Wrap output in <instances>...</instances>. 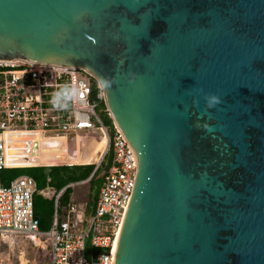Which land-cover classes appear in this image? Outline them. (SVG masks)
I'll return each mask as SVG.
<instances>
[{
	"label": "water",
	"instance_id": "obj_1",
	"mask_svg": "<svg viewBox=\"0 0 264 264\" xmlns=\"http://www.w3.org/2000/svg\"><path fill=\"white\" fill-rule=\"evenodd\" d=\"M0 60L101 82L138 163L113 264H264V0H0Z\"/></svg>",
	"mask_w": 264,
	"mask_h": 264
},
{
	"label": "built area",
	"instance_id": "obj_2",
	"mask_svg": "<svg viewBox=\"0 0 264 264\" xmlns=\"http://www.w3.org/2000/svg\"><path fill=\"white\" fill-rule=\"evenodd\" d=\"M106 93L96 76L85 68L0 60V264H30L22 242L29 241L47 256L49 264H113L116 242L134 190L137 156L110 115ZM111 116V115H110ZM96 138L103 143L97 158L87 160ZM110 157V162L108 158ZM86 159V160H85ZM95 211L88 201H72L59 216L60 190L39 189L28 174L5 185L2 172L13 167L94 165L85 182L105 163ZM54 198L51 227L42 230L34 212V196ZM88 242L94 249L88 252ZM101 250L97 251L96 249Z\"/></svg>",
	"mask_w": 264,
	"mask_h": 264
},
{
	"label": "trees",
	"instance_id": "obj_3",
	"mask_svg": "<svg viewBox=\"0 0 264 264\" xmlns=\"http://www.w3.org/2000/svg\"><path fill=\"white\" fill-rule=\"evenodd\" d=\"M103 108L106 107L105 104L102 105ZM102 117L106 124L113 125L112 117L105 111H102ZM105 169H108L109 165H104ZM94 170V165H75V166H54L51 168L47 167H13L6 168L2 172V182L7 185L10 180L22 175L28 174L35 178L37 181V186L39 189H44L48 185L54 187L56 190H60L70 183H75L74 186H68L62 197L60 198L58 213L61 218L65 215V208L72 201H78L73 194V188L77 187L81 183H88V187L93 190V194L83 200L88 201L87 214L91 215L95 211L96 200L100 186L102 184L103 177L97 175V173L92 176L89 180L82 182L89 178ZM26 171V172H23ZM101 173V172H100ZM34 212L35 216L39 220L40 228L42 230H48L53 222L55 213V201L54 198H48L40 193H36L34 196ZM1 246V244H0ZM88 252H90L94 247L87 244ZM1 248V247H0ZM101 250L100 248L96 249Z\"/></svg>",
	"mask_w": 264,
	"mask_h": 264
},
{
	"label": "rangeland",
	"instance_id": "obj_4",
	"mask_svg": "<svg viewBox=\"0 0 264 264\" xmlns=\"http://www.w3.org/2000/svg\"><path fill=\"white\" fill-rule=\"evenodd\" d=\"M97 139L94 138L91 142H90V147H95V145L97 144ZM102 146L103 144L99 145V149L101 150L102 149ZM95 153H96V150L92 152V154L90 155V159L91 160H94L95 158ZM86 160V159H85ZM108 162H110V157L108 158ZM104 165H107L106 164V161L105 163L102 165L101 169L99 170V172L97 173V175H101V171L103 169H105L106 167H104ZM23 172H26V171H23ZM73 194H75V198L78 200V201H84V197L87 198V197H90L91 194H93V190L88 187V183H81L79 184L77 187H74L73 188ZM23 246L25 247V249L27 250V256L28 258L30 259V264H49L48 262V259H47V256L42 252V250H37L36 247H34L32 245V243H30L29 241H25V242H22ZM0 251L1 252H7L8 251V246L7 245H4L2 244L0 246ZM18 250L15 249V254H12L11 256V260L15 263V264H18V258L16 256V252Z\"/></svg>",
	"mask_w": 264,
	"mask_h": 264
},
{
	"label": "bare ground",
	"instance_id": "obj_5",
	"mask_svg": "<svg viewBox=\"0 0 264 264\" xmlns=\"http://www.w3.org/2000/svg\"><path fill=\"white\" fill-rule=\"evenodd\" d=\"M101 144H103V143H97L96 145H95V147L93 148V150L91 151V154H92V152L93 151H95L96 150V153H95V159L97 158V152H99L100 151V149H99V145H101ZM104 145V144H103ZM103 147V146H102ZM91 154H87L86 156H85V158L87 159V160H91L90 159V155Z\"/></svg>",
	"mask_w": 264,
	"mask_h": 264
}]
</instances>
